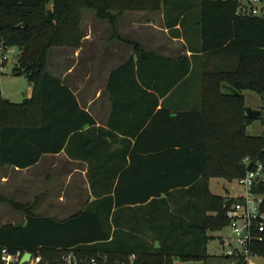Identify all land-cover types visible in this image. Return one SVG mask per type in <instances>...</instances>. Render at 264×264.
Wrapping results in <instances>:
<instances>
[{"label":"trees","instance_id":"1","mask_svg":"<svg viewBox=\"0 0 264 264\" xmlns=\"http://www.w3.org/2000/svg\"><path fill=\"white\" fill-rule=\"evenodd\" d=\"M83 7L94 8L112 25L126 10L163 9L167 24L173 27L180 20L200 39L191 46V60L185 54L167 57L149 51L113 32L131 44L133 53L108 77V125L135 139L125 141L116 157L119 163L113 165L96 162L110 130L96 127L67 81L48 69L52 46L80 45ZM236 10L237 0H0V42L19 48L14 72L26 74L33 84L31 96L21 102L3 97L0 89V167L24 168L43 154L65 149L89 161L95 196L83 210L58 219L0 194V202L25 213L21 224L0 225V251L40 252L41 264L55 263L68 249L110 259L136 253L140 264H173L174 259L209 263L211 231L228 224L225 211L234 199L213 193L209 179L241 178L246 155L264 162V134L248 133L254 118L244 110L242 93L264 94V18ZM227 59L236 62L228 65ZM192 61L203 65L202 105L170 115L168 108L159 107L160 98L191 74ZM227 86L230 91L224 90ZM160 117L170 131H164L161 121L160 139L149 145ZM102 168L110 169V179H101ZM254 253L264 256V243ZM225 259L224 264H248Z\"/></svg>","mask_w":264,"mask_h":264},{"label":"crops","instance_id":"2","mask_svg":"<svg viewBox=\"0 0 264 264\" xmlns=\"http://www.w3.org/2000/svg\"><path fill=\"white\" fill-rule=\"evenodd\" d=\"M137 12L142 15L144 11L137 10ZM159 16L162 20L161 24L156 23L152 15L149 18L145 17L144 21H137V26L140 27L137 28V41L139 40L138 42L149 51H154L167 57H176L185 54L192 60L193 49L191 46L196 47L200 42L197 31L193 30L192 34L189 32L187 37L184 24H182L180 20L171 27L167 24L163 9H159ZM182 16L183 14H181L180 17ZM143 25H148L149 29H143ZM145 38H147V42H149L148 47L143 43ZM125 44L126 43L120 39L108 44L110 48L113 46V48H111V54L115 57V59L110 62V65H107L109 64L108 61L107 64L104 62L101 67H98L93 61H89L85 70L73 73L74 67L72 65L60 66L58 63L57 72L53 73L67 81L68 85L77 96L80 105L94 116L96 127L110 130V134L106 136L104 141V146H106L105 149H107H104L101 159L96 160L97 163L105 166L119 163V159L116 158L117 154L124 148L125 141L131 139L130 136L124 135L108 125L112 111V103L106 91V83L111 71L126 61L133 53V50H131V52L126 54L125 48L122 49V47L126 46ZM197 64L200 68L203 66L201 62L197 61ZM101 68L102 71L100 70ZM192 68L193 61L191 70ZM189 76L190 73L169 93L160 98L159 107L164 106L168 108L170 115H175L178 112L190 109H199L202 105L201 100H192L189 92L182 88ZM98 79H101L102 83L99 84ZM32 89L26 98L31 96ZM135 117L137 121V114ZM162 117H165L164 120L167 121V115L164 114L163 116L162 114ZM164 120L161 119V117L156 120L154 126L155 132L150 139L149 145L158 143V139H160L159 130H161V121H163V124H166V126H164V131L167 132V127H169L170 131V124L167 125ZM96 133H98V130H96ZM134 140L133 138L131 139L132 142H134ZM110 156L112 157L110 158ZM3 168L14 173V181L16 182L14 188L18 192V194L14 193L15 201L32 204L33 212L42 216H50L58 219L67 218L83 210L88 202L95 198L90 185V173L88 172L89 161L69 154L65 149L58 153L43 154L35 164L24 168L8 165L3 166ZM93 173L94 172H92V176L94 175ZM95 175L97 176V174ZM100 175L101 179L108 180L112 172L110 169L104 170V168H102ZM9 178V174H0V181H5ZM93 178L97 179L98 176ZM209 189L211 190L210 185ZM44 212H50L52 215L43 214ZM62 214L67 215L62 216ZM21 216V221L11 222L16 224L23 223L25 220V213ZM5 222L0 223V225ZM178 260L179 259H174V262H179L180 260Z\"/></svg>","mask_w":264,"mask_h":264},{"label":"rangeland","instance_id":"3","mask_svg":"<svg viewBox=\"0 0 264 264\" xmlns=\"http://www.w3.org/2000/svg\"><path fill=\"white\" fill-rule=\"evenodd\" d=\"M143 14L140 15L137 12V9L126 10L122 14L118 15L114 25H112L108 20L101 19L96 15V11L91 7H83L81 10V19H80V29L82 33V38L79 46L60 44L54 45L50 48L49 57H48V69L52 73L57 72V64L61 66L72 65L74 67L73 73L83 71L87 68L89 61H93L95 65L101 67L104 62H107L110 65L115 57L111 54V48L109 43H112L115 40H118L117 33H119L124 38H129L131 40L137 41L138 30L140 28L137 26V21H144V18H149L153 16L156 23L161 24L162 20L159 16V10H143ZM116 12V11H112ZM144 16V17H143ZM185 27V33L188 37L190 32V26ZM143 29L148 30L149 26H142ZM115 32V33H113ZM139 41V40H138ZM143 43L148 47L149 42L147 38L143 40ZM126 54L131 52V44H125ZM7 55V61L5 62L4 67L0 69V89L2 96L8 98L12 102H21L25 99L32 89V83L26 76V74L15 73L14 66L17 61V56L19 54V48L17 46H9L8 51L5 52ZM227 64H235L234 60H225ZM102 71V68L100 69ZM200 76L201 68L197 63L193 61V68L190 76L184 82L182 88L187 90L192 97V100L196 101L201 100V89H200ZM98 83H102L101 79H98ZM225 91H230L227 87H224ZM245 97L246 106L253 108H258L261 110V115L252 120L248 125L247 131L253 135L264 134V94H259L250 89H244L242 91ZM196 107V106H193ZM0 174H5L10 176L8 180L0 181V194L8 197L9 199L15 200L14 193H17V190L14 188V173L7 171L5 168L0 167ZM211 191L215 194L236 196L242 193V187L240 186L239 179L226 180L220 177H211L209 182ZM47 191V190H46ZM45 191V192H46ZM20 193V192H19ZM47 194V193H46ZM45 194V195H46ZM24 212L15 208L10 203L0 202V223L5 221H21L22 214ZM43 214L52 215L50 212H44ZM67 214H62L65 216ZM213 235L207 242V251L210 254L209 263L206 264H224L227 259L221 256L220 253L223 249L221 238L227 237L230 235V229L226 225L224 228L211 231ZM144 236L150 240V234L147 232ZM179 261V260H178ZM173 264H203L200 261H187L180 260L179 262H173ZM249 264H264V256L255 255L251 259Z\"/></svg>","mask_w":264,"mask_h":264},{"label":"built area","instance_id":"4","mask_svg":"<svg viewBox=\"0 0 264 264\" xmlns=\"http://www.w3.org/2000/svg\"><path fill=\"white\" fill-rule=\"evenodd\" d=\"M237 14L242 16H257L264 18V0H237ZM9 46L0 42V69L7 61ZM246 166L245 174L239 178L242 193L233 196V201L227 206L225 215L230 235L221 238V256L241 258L251 263L255 256L254 247L264 243V162L254 160L246 155L243 159ZM26 251H10L3 247L0 251V264H41L40 252L33 253L27 261L21 262ZM44 264H50L45 262ZM53 264H140L136 253L129 254L124 259H110L107 254L81 256L74 249H68Z\"/></svg>","mask_w":264,"mask_h":264},{"label":"water","instance_id":"5","mask_svg":"<svg viewBox=\"0 0 264 264\" xmlns=\"http://www.w3.org/2000/svg\"><path fill=\"white\" fill-rule=\"evenodd\" d=\"M244 110H245L246 114L252 118H256V117H259L261 115V110L258 108H253V107L245 105ZM30 256H31L30 251L24 252L23 256L21 257V262L27 261L30 258Z\"/></svg>","mask_w":264,"mask_h":264}]
</instances>
